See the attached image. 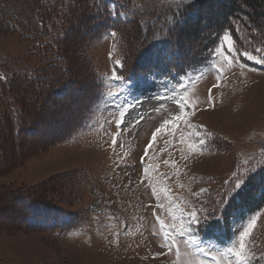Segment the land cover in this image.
I'll return each mask as SVG.
<instances>
[{
	"label": "rangeland",
	"instance_id": "1",
	"mask_svg": "<svg viewBox=\"0 0 264 264\" xmlns=\"http://www.w3.org/2000/svg\"><path fill=\"white\" fill-rule=\"evenodd\" d=\"M106 2L113 20L119 16L126 19L124 12L119 15L116 0ZM213 5L218 8L216 2ZM95 30L93 27L87 34ZM110 33L92 45L90 40L68 49L69 62L84 61L75 72L76 77L84 79L80 87L68 91L62 100L41 105V115L33 122L42 121L43 126L33 135L22 132L19 139L10 137L12 146H1L4 152L18 148L20 154L6 151L0 158L5 162L0 163V264H199L202 258L205 264H215L213 256L222 264H236L234 256L222 257L221 253L238 247L240 235L253 219L256 226L246 241L250 264H264V202L253 211L240 209L232 214V238L223 246L199 238L202 228L195 225L191 227L196 245L188 243L187 224V213L196 210L210 228L211 222L229 208L230 201H220L232 188L233 174L251 170L250 174L255 175L264 168V65L244 56L230 65L213 53L207 67L183 78L115 80L113 75L118 76L116 68L121 64V42L117 34L113 37ZM199 33L204 34V28ZM231 39L239 53L257 54L239 48ZM44 44L19 34H0V76L7 78L0 80L1 113L12 114L17 107L22 110L10 84L17 75L35 74L45 60L53 57L43 52ZM73 48L79 61L70 55ZM241 64L245 67H239ZM65 66L68 68L69 63ZM90 66L103 85V99L93 118L69 141L49 145L42 153L27 151V142L37 139L39 144L63 133L73 115L87 103L93 89ZM180 95L189 105H197L181 110L187 111L186 118L194 128L181 122L174 135L161 134L146 150L156 128L176 114L179 106L175 101ZM196 131L200 136L190 135ZM0 139L7 141L1 134ZM201 139L205 143H200ZM165 188L170 190L167 195ZM24 190H34L39 197L52 199L65 208L87 211V222L64 235L21 229L19 214L25 209L16 194ZM157 216L166 228L161 227ZM165 231L175 244L165 239ZM197 246L209 255L201 257L195 250Z\"/></svg>",
	"mask_w": 264,
	"mask_h": 264
},
{
	"label": "trees",
	"instance_id": "2",
	"mask_svg": "<svg viewBox=\"0 0 264 264\" xmlns=\"http://www.w3.org/2000/svg\"><path fill=\"white\" fill-rule=\"evenodd\" d=\"M51 1L0 0V34H19L34 43H45L41 46L43 52L53 55L35 74L17 75L11 82L10 88L22 110L17 107L8 115L0 112V134L7 140L0 139V158L7 151L4 152L2 144L12 146L10 137L19 139L22 132L31 136L42 128V121L33 122L41 115V105L53 99L62 100L68 91L80 87L84 79L76 77L75 72L84 61L71 59L69 62L66 53L81 42L91 40L92 45L105 34L116 32L121 42V64L116 72L125 82L140 77L175 80L195 74L211 62L213 50L227 32L241 49L264 50V0H189L181 3L116 0L120 5L119 15L124 12L127 17L119 16L115 20L106 0ZM215 2L217 9L213 5ZM15 5L18 9H13ZM93 27H96L94 33L87 34ZM201 28H204V34L199 33ZM187 44L188 49L185 48ZM73 51L74 48L70 55L74 56ZM63 54L67 58H63ZM84 65L88 68L89 64L85 62ZM89 72L93 89L87 103L73 115L63 133L39 144H36L37 139L27 142L30 145L27 151L42 153L49 145L63 144L93 118L103 99V85L93 67L90 66ZM7 152L15 156L20 154L18 148ZM251 175L253 178L243 194L230 201L221 218L218 216L209 223L210 228L201 227L205 230H199V238L223 246L232 238V214L240 209L253 211L264 202V195L260 196L264 191V168ZM16 196L25 209L19 214V220L23 222L20 228L29 232L69 234L83 227L90 215L87 211L65 208L52 199L39 197L34 190H24Z\"/></svg>",
	"mask_w": 264,
	"mask_h": 264
},
{
	"label": "snow or ice",
	"instance_id": "3",
	"mask_svg": "<svg viewBox=\"0 0 264 264\" xmlns=\"http://www.w3.org/2000/svg\"><path fill=\"white\" fill-rule=\"evenodd\" d=\"M111 36L115 37L116 36V32H111L110 33ZM213 52L220 57H223L225 62H227L230 65H234L236 63V61L238 60V58L240 56H244L247 58V60H251L254 61L257 64H261L264 65V50L261 49H254V52L257 54H252V53H248L247 51L243 52V53H239L238 50L233 48V41L231 39V37L227 34L224 35L223 37V43L218 46L217 49H214ZM117 64L120 63V61H116ZM169 63H171V61H169ZM239 67H245V65L241 64L239 65ZM221 79L223 77H220ZM6 77L4 76H0V80L6 81ZM113 79L115 80H119L120 77L119 76H115L113 75ZM219 85H213V87H218ZM167 87L165 88V91H167ZM113 95H119V93H112ZM175 95V93H174ZM176 105H178L179 107H177L175 109L176 114L174 115L173 118L170 119H165L163 121V123L156 128L155 132L153 133L152 137H151V142L146 146V150L147 149H151L153 147V145L156 143L157 138L159 136H161V134H164L166 132H171L173 135L175 134L176 130L179 129L180 127V123L183 122L187 125L188 128L192 129L194 128V125H192L190 123V121L186 118L187 117V111L182 112V109H195L197 107V105H189L186 97H184L183 95H180L178 99H176L175 101ZM210 103H212V101H210ZM194 114V113H193ZM120 116L123 117L124 116V112L121 111L120 112ZM120 123H123V119L120 120ZM190 135H196V136H200V133L198 131L190 133ZM181 143L184 142V133L181 132ZM113 145H115L116 140L115 138L112 141ZM200 143H205V141L203 139L200 140ZM165 163H169V161H165ZM149 171V169H144L145 174H147ZM251 170H248L247 172H245L244 174H233V179L230 181V183L232 184V188L229 189L224 196L222 197L220 203L221 204H225L226 202L229 201H234L238 196L242 195L244 190L247 188L248 184L250 183L251 179L253 178V176L250 174ZM165 179H167V177H165ZM170 190L165 188L164 192L167 195V193ZM153 192H156V189L153 188ZM157 198H159V196H157ZM168 199L171 201L172 198L171 196H168ZM160 208H164V204H160L159 205ZM177 208H179V206L177 205ZM181 214L183 215V209H180ZM157 220H159V223L161 225L162 228H166L167 226L165 225L164 220L160 219L159 216L156 217ZM187 224H188V233H189V237H188V243L192 244V245H196V239L195 236L193 235V229H192V225L197 226L198 228L200 227H206L207 225V220L205 219L203 222L201 221L198 213L196 210H191L190 212L187 213ZM256 226V219H253L248 227L247 230L243 231L242 235H240L239 237V244L238 247L237 246H233V247H229L226 249V251L221 253L222 257H226V256H234L236 258V264H250V250L248 249L247 243L246 241L250 238L252 231L254 230ZM174 227V225H173ZM184 229H181V234H183ZM164 237L166 240H171L172 244H175V240L172 239L171 234L168 231L164 232ZM170 247V245H169ZM196 252L201 256V257H206L209 255L208 252L205 251L204 248H200V247H196ZM178 251V249H177ZM212 260L215 262V264H222V261L217 259L215 256L212 257ZM199 264H205V260L202 258L199 260ZM229 264H231V261H229Z\"/></svg>",
	"mask_w": 264,
	"mask_h": 264
}]
</instances>
